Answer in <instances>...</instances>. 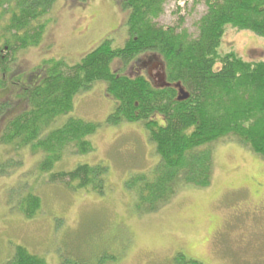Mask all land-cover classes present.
<instances>
[{
    "label": "trees",
    "instance_id": "obj_1",
    "mask_svg": "<svg viewBox=\"0 0 264 264\" xmlns=\"http://www.w3.org/2000/svg\"><path fill=\"white\" fill-rule=\"evenodd\" d=\"M201 1L207 10L197 22V37L187 35L185 30L177 33L156 21L166 0H128L132 7L129 39L122 47L103 42L74 65L63 60L44 61L22 81L16 78L19 71L9 72L19 52L43 46L48 26L43 20L55 0H0V23H4L0 27V142L42 150L45 157L39 168L43 173L51 172L70 146L79 153L91 151L87 137L97 124L73 117L74 99L102 82L115 101L106 122L143 123L157 155L158 163L150 176L139 174L127 184L146 212H154L171 200L179 183L196 187L210 184V145L234 140L264 160V59L248 62L235 53L221 55L218 51L228 26L264 39V0L195 3ZM148 52L160 58L169 87H154L144 76L130 77L112 68L121 56ZM11 81L20 82L17 90L9 87ZM175 85L189 94L187 100H177ZM9 92L8 106L3 100ZM59 119H63L61 125L52 128ZM105 179L106 168L101 164H81L48 177L49 183H60L71 191L90 189L100 194ZM17 209L31 218L40 209V199L33 192L22 194ZM67 252L61 264H84L76 253ZM103 258L97 263L102 264ZM3 264L46 263L44 257L17 245ZM169 264L201 262L177 252Z\"/></svg>",
    "mask_w": 264,
    "mask_h": 264
},
{
    "label": "rangeland",
    "instance_id": "obj_2",
    "mask_svg": "<svg viewBox=\"0 0 264 264\" xmlns=\"http://www.w3.org/2000/svg\"><path fill=\"white\" fill-rule=\"evenodd\" d=\"M197 4L188 1L182 12V26L191 37L197 34L195 23L206 12ZM87 6V12L68 14L65 3L57 4L51 14L56 23L48 44L19 52L9 74L17 70L16 78L25 81L44 61L78 63L106 37L110 25L103 0ZM177 6L166 1L160 23L173 25ZM218 51L257 62L264 59V39L228 26ZM138 62L146 61L140 58ZM155 63L143 66L154 74ZM119 65L113 64L114 68ZM146 78L150 81L151 76ZM37 80L38 76L34 82ZM8 85L17 90L20 82ZM11 96L9 92L3 100L8 106ZM114 105L102 82L75 97L73 117L97 124L87 137L92 150L79 153L70 146L51 172L39 168L45 157L42 150L0 142V264L13 255L17 245L44 257L46 264H61L67 251L76 253L84 264H99L102 257V264H169L177 252L201 264H264V160L234 140L210 145V184L179 183L171 200L146 212L127 184L139 174L150 176L158 158L143 123L106 122ZM62 122L57 120L52 128ZM81 164L105 166L106 184L101 194L49 183L51 173L67 172ZM28 192L40 199V209L31 218L17 209L18 199ZM111 257L115 259L107 260Z\"/></svg>",
    "mask_w": 264,
    "mask_h": 264
},
{
    "label": "flooded vegetation",
    "instance_id": "obj_3",
    "mask_svg": "<svg viewBox=\"0 0 264 264\" xmlns=\"http://www.w3.org/2000/svg\"><path fill=\"white\" fill-rule=\"evenodd\" d=\"M94 1H96V0H55L48 16L43 20V21L48 22V26L46 28L44 35H43L42 44H44V43L46 44L47 41L50 39L49 38V32H50L51 28L53 27L54 23H56V21L53 19L51 14H52V10L56 7L57 4L65 3L66 10H68V14L69 13L72 14L74 12L79 13V12L89 11L90 7L87 5L92 4ZM103 1L107 5L106 8L108 9V15L110 16V21L108 24H110V25L108 26V32L106 34V37L104 39H102L98 43V45H100L103 42H107L112 47L117 46L116 44H118L117 47H122L125 44V42L129 39L128 22H129L131 13H132V7L128 6V0H103ZM166 1L174 2L175 4L178 5L177 7H175V10L173 13L174 16L176 17L175 22L173 23V25L160 23V18L165 11L166 2L164 4L163 13L159 16V18L156 21L162 26H166L167 28H172L177 33H179L181 30L182 31L185 30L184 26H182V23L185 20V16L182 15V12L184 11V7L188 3V1L195 2V0H166ZM197 3H198L197 5H202L205 8V11L207 10V5L205 2L201 1V2H197ZM201 18H202V16L198 19V21ZM197 22L194 25L196 27L197 34L195 36H193V38L197 37V35H198ZM80 33H83V31ZM73 36H75V35L71 34L72 38H73ZM52 37H54L53 34L51 35V38ZM98 45H96V46H98ZM117 47H115V48H117ZM140 58H142L146 62L136 63L137 60ZM154 61H156L155 64H157V65L154 67L155 73L152 74L150 72L151 69H147L143 65H146L147 62L152 64V62H154ZM117 62H118V64L119 63L121 64V65H119L120 67L114 68V66L112 65V68L114 71L118 72L119 74H123V75L130 76V77H134L136 75L146 77V75H148V76L150 75L151 76L150 83H152V85L154 87H161V85L164 84V81L166 82V71H165L164 65L161 62L160 58L151 52H148L147 54L146 53L141 54V55L139 54V55H136L134 57L133 56H131V57L130 56H121L120 58L116 59L113 62V64L117 63ZM258 185H260V184H258Z\"/></svg>",
    "mask_w": 264,
    "mask_h": 264
},
{
    "label": "water",
    "instance_id": "obj_4",
    "mask_svg": "<svg viewBox=\"0 0 264 264\" xmlns=\"http://www.w3.org/2000/svg\"><path fill=\"white\" fill-rule=\"evenodd\" d=\"M166 86H169V85H167V84L161 85V87H166ZM175 88L178 89V97H177L178 101L181 102V101H185L188 99L189 94L187 92H185V90L180 85H176Z\"/></svg>",
    "mask_w": 264,
    "mask_h": 264
}]
</instances>
